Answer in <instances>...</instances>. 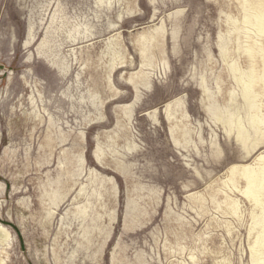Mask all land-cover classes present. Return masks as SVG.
Listing matches in <instances>:
<instances>
[{"label": "rangeland", "instance_id": "374dc122", "mask_svg": "<svg viewBox=\"0 0 264 264\" xmlns=\"http://www.w3.org/2000/svg\"><path fill=\"white\" fill-rule=\"evenodd\" d=\"M263 162L264 0H0V264H255Z\"/></svg>", "mask_w": 264, "mask_h": 264}, {"label": "bare ground", "instance_id": "6f19581e", "mask_svg": "<svg viewBox=\"0 0 264 264\" xmlns=\"http://www.w3.org/2000/svg\"><path fill=\"white\" fill-rule=\"evenodd\" d=\"M262 15V14H261ZM233 25H235V24H233ZM237 26V25H236ZM230 33L232 32L231 30L229 31ZM232 35V34H231ZM233 36V35H232ZM160 37H163V35H161L160 36V32L159 33H157V34H155V35H153L152 36V42H151V47H154L155 46V44H156V41L158 40V38H160ZM231 38V37H230ZM234 41H235V39H233ZM218 48L220 49V52H221V55L222 56H225V55H227V53L226 52H228L227 51V48H226V46L225 45H222V44H220V43H218ZM229 53V52H228ZM227 57V56H226ZM225 57V58H226ZM228 58V57H227ZM234 68V65L233 64H231V69H233ZM247 103H248V101H246ZM211 109L213 110V111H215V110H217L216 109V107L215 106H211ZM219 111V110H218ZM218 113V112H217ZM220 115V114H219ZM230 116V115H229ZM229 116H227L228 117V120H230L229 118ZM220 119V118H219ZM234 121V120H233ZM241 125V124H240ZM233 126V125H232ZM239 127V126H238ZM232 129V127H230V130ZM183 130H184V128H183ZM186 131V130H185ZM185 135V134H184ZM238 138H239V140L242 142V143H244V144H246L247 143V139H248V132H247V130H242V132L240 131V132H238ZM247 175H248V179H249V183L251 184L252 182H254L255 180H253V179H256V178H260V181L262 182V183H264V162H263V164L262 165H260V167L258 168V169H251V170H249L248 172H247ZM251 194L249 195V196H251V198L253 199V200H255L258 204H263L264 203V197H262V193H258V192H256L255 193V191H251L250 192ZM2 228V227H1ZM5 229V228H4ZM2 232V231H1ZM6 232V231H5ZM255 232V231H254ZM3 233H4V230H3ZM2 235V234H1ZM1 237V236H0ZM7 237V236H6ZM263 243H264V228L262 229V231L259 233V235H258V237H257V239H256V241L254 242V244L251 246V253L253 254V252L255 251V256H254V262H255V264H256V259L257 258H259V257H261L263 254H264V249H263Z\"/></svg>", "mask_w": 264, "mask_h": 264}]
</instances>
